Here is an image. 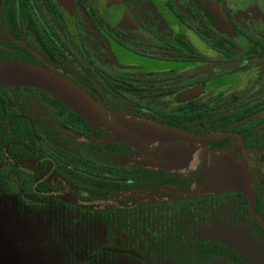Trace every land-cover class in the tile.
<instances>
[{
	"label": "flooded vegetation",
	"instance_id": "af4514ba",
	"mask_svg": "<svg viewBox=\"0 0 264 264\" xmlns=\"http://www.w3.org/2000/svg\"><path fill=\"white\" fill-rule=\"evenodd\" d=\"M117 48L144 64L123 63ZM4 64L52 71L81 89L105 117L93 136L88 123L84 135H75L59 125L74 122L58 118L57 108H70L52 93L2 87L17 111L35 121L38 134L34 156L4 151L0 192L25 194L60 214L55 227H62L53 233L68 264H99L112 255L161 264L152 234L132 214L164 203H199L194 217L178 216L188 220L181 228L187 232L180 233L184 252L174 264L216 259L182 244L192 234L188 222L197 221L207 204L237 207L234 222L249 221L260 234L243 193L213 190L229 186L223 181L233 172L249 174L264 219V0H74L70 20L57 0H0ZM115 120H129L138 141L109 142ZM94 186L135 187L103 194L91 192ZM156 196L158 202H148ZM128 227L149 238L146 259L129 248Z\"/></svg>",
	"mask_w": 264,
	"mask_h": 264
},
{
	"label": "rangeland",
	"instance_id": "374dc122",
	"mask_svg": "<svg viewBox=\"0 0 264 264\" xmlns=\"http://www.w3.org/2000/svg\"><path fill=\"white\" fill-rule=\"evenodd\" d=\"M117 49L123 63L144 64L145 61L134 54L121 48ZM102 118L105 120V117ZM114 123H118V120ZM147 140L150 141L142 140L140 144L144 146L152 139ZM13 194L15 193L8 195L0 192V264H68L58 244V235L53 233L62 227L58 226L57 229L55 227L59 222L57 217L60 214L41 209L40 203L26 200L25 194L16 196ZM159 200V196H156L148 202L155 203ZM199 212L200 218L195 216L197 221L188 222L192 234L182 240L184 248L188 250L194 248V238L204 241L217 240L233 247L246 263L264 264V237L254 231L251 222L247 221L245 224H239L240 226L234 222L233 218H237L238 214L237 207L228 208L221 205L212 207L211 204H207L202 206ZM136 214L141 217L137 219L132 217V219L138 221V225L152 234L153 252L160 257V263L174 264L173 261L177 260L175 255L178 256V253L184 252L179 250L182 249L179 247L181 246L180 236L174 233L176 227L179 231V228L184 229L185 217L171 218L158 215L154 210L149 211L146 207L137 209L132 215ZM240 215L238 218L242 219L243 216L241 213ZM60 236L64 239L66 234L62 233ZM191 256L194 257V253ZM200 263L226 264L210 257L202 259ZM99 264L134 263L112 255Z\"/></svg>",
	"mask_w": 264,
	"mask_h": 264
},
{
	"label": "trees",
	"instance_id": "16d2710c",
	"mask_svg": "<svg viewBox=\"0 0 264 264\" xmlns=\"http://www.w3.org/2000/svg\"><path fill=\"white\" fill-rule=\"evenodd\" d=\"M3 85H0V161L2 160V157L4 155V151H9L10 155H13L14 153H28L34 156V154L37 152V142L35 137L37 136V126L34 123L35 121H30L29 117H27L24 112H18L16 107L14 106V101L11 99V96L7 95L3 90ZM57 101V100H56ZM57 114L58 118H65V119H72V122L74 124L72 125V129L65 123H59L61 124V127L67 130H73L75 135H84L85 130L89 127L87 122L82 119L78 114L71 111L70 109H67L65 106L61 108H57ZM90 125V124H89ZM7 132L8 138H2L3 135ZM6 134V135H7ZM50 150L54 151H64L60 147L52 146L49 148ZM95 150L100 149V147L93 148ZM80 163L79 166H82V157H75ZM89 168L97 169L98 164L96 163H90ZM124 171V170H123ZM122 173V177H125V175ZM2 171L0 170V177H2ZM98 181V180H97ZM99 183V182H98ZM4 186H0L2 188ZM10 187V186H6ZM98 187H101L99 189ZM135 186H94L91 187V192L96 193H110L113 191H122V190H129ZM138 187H145L148 189H151L154 186H138ZM199 203H196V201H188L184 200L180 203H164L159 205H154V210L158 215H167L171 218H178L180 215H186L187 218H190L196 214L197 205ZM123 211V210H122ZM122 214L124 212H121ZM103 215V214H102ZM256 230L260 232L262 237H264V233L260 230L258 226H255ZM182 232L183 229L179 228ZM128 235V246L131 249L136 250L137 255L140 257L147 258V251L150 247V240L149 238L144 235V233H141L137 230H135L134 227H128L125 228ZM177 227L175 229L176 235L180 236L181 233ZM187 232L185 230L182 232L183 234ZM140 240L143 241L144 246L141 247L138 243ZM194 247L201 248L200 254H204L206 256H211L216 258L217 261H223L225 263H231V264H249L246 263L242 258H240L237 251L223 243L217 240L213 241H204V240H198L193 239ZM192 249V248H191ZM190 249V250H191ZM188 250V251H190Z\"/></svg>",
	"mask_w": 264,
	"mask_h": 264
},
{
	"label": "water",
	"instance_id": "95a60500",
	"mask_svg": "<svg viewBox=\"0 0 264 264\" xmlns=\"http://www.w3.org/2000/svg\"><path fill=\"white\" fill-rule=\"evenodd\" d=\"M57 2L62 14L70 20L74 13V0H57ZM218 17L220 21L223 20L222 14H218ZM0 85L30 86L52 93L92 126V136L95 130L106 124L97 106L91 102L81 89L52 71L27 64L0 65ZM111 132L115 135V138L109 142L119 141L132 145L138 139L137 135L134 134L133 124L129 120L125 123L122 121L116 123V126L112 127ZM169 134L174 133L169 131ZM175 135L179 139L195 140L193 137L183 133L176 132ZM91 141L94 142L93 140ZM228 177L229 180L226 179L223 183L229 186L213 191L236 190L243 193L249 201V214L252 220L264 231V219L255 209L256 196L254 189L250 186L249 174L233 172Z\"/></svg>",
	"mask_w": 264,
	"mask_h": 264
}]
</instances>
